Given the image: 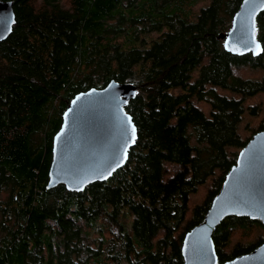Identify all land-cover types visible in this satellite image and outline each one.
I'll list each match as a JSON object with an SVG mask.
<instances>
[{"label": "trees", "instance_id": "1", "mask_svg": "<svg viewBox=\"0 0 264 264\" xmlns=\"http://www.w3.org/2000/svg\"><path fill=\"white\" fill-rule=\"evenodd\" d=\"M0 1L12 2L15 15L0 42V264H183V236L202 221L250 138L238 127L257 107L243 101L264 91V76L242 79L234 70L264 75V12L256 17L263 51L253 56L233 55L218 39L242 0H208L192 20L180 11L197 0ZM110 80L136 87L124 107L137 129L125 164L81 192L47 190L68 102ZM196 100L209 103V116ZM166 162L178 168L164 180ZM211 177L186 220L190 195ZM251 228L262 232L255 242L226 250L235 232ZM212 240L221 264L262 244L264 226L229 216Z\"/></svg>", "mask_w": 264, "mask_h": 264}, {"label": "water", "instance_id": "2", "mask_svg": "<svg viewBox=\"0 0 264 264\" xmlns=\"http://www.w3.org/2000/svg\"><path fill=\"white\" fill-rule=\"evenodd\" d=\"M263 11L264 0L241 1L229 30L218 35L225 51L262 54L256 17ZM14 17L12 2L0 1V42L12 32ZM135 95L132 83L110 80L102 88L77 93L68 102L52 138L47 190L63 185L67 191L81 192L89 184L108 180L125 164L137 129L124 107ZM229 216L258 220L264 226V128L240 149L202 221L183 236V264H217L212 235ZM221 264H264V242Z\"/></svg>", "mask_w": 264, "mask_h": 264}, {"label": "rangeland", "instance_id": "3", "mask_svg": "<svg viewBox=\"0 0 264 264\" xmlns=\"http://www.w3.org/2000/svg\"><path fill=\"white\" fill-rule=\"evenodd\" d=\"M208 0H197L193 5L184 4L180 12L185 11L187 15H189L190 20L195 18L196 14L199 10L205 6H207ZM167 7L165 8V10ZM264 12V11H263ZM183 14V13H181ZM231 26V25H230ZM166 30V28H164ZM159 36V33H151L149 34L148 38L155 39ZM220 40V39H219ZM234 74L242 79H249V80H261L263 78V72L260 69H251L248 67H242L239 69L234 70ZM216 91L228 97L240 98V95L237 93H230L227 90H223L220 88H216ZM194 105L197 106L201 111L204 112L205 115L209 116L210 113V105L205 101H194ZM244 107L247 109L248 107H257V114L255 116H250L246 111L243 115V118L238 127V134L240 135L241 139H247L251 137L257 130V127L260 123H264V91L257 93L254 96L246 97L243 101ZM240 151V150H239ZM166 168V172L164 174V180L169 179L174 171L178 168L177 164L168 163L164 164ZM212 177L209 178L204 184L199 185L196 192L190 195L189 202H188V212L186 214V220L191 214L192 209L196 205H201L208 193V189L210 184L212 183ZM4 195H0V199H3ZM262 232L259 228H251L248 235H242L239 231L235 232L228 245L226 246V250H229L231 247L239 244H249L255 242L260 236ZM126 264V263H122Z\"/></svg>", "mask_w": 264, "mask_h": 264}, {"label": "snow or ice", "instance_id": "4", "mask_svg": "<svg viewBox=\"0 0 264 264\" xmlns=\"http://www.w3.org/2000/svg\"><path fill=\"white\" fill-rule=\"evenodd\" d=\"M133 133H135V128L132 129Z\"/></svg>", "mask_w": 264, "mask_h": 264}, {"label": "flooded vegetation", "instance_id": "5", "mask_svg": "<svg viewBox=\"0 0 264 264\" xmlns=\"http://www.w3.org/2000/svg\"><path fill=\"white\" fill-rule=\"evenodd\" d=\"M257 37V36H256Z\"/></svg>", "mask_w": 264, "mask_h": 264}]
</instances>
